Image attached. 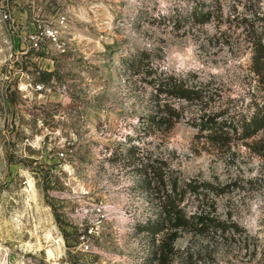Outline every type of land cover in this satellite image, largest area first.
<instances>
[{
    "label": "rangeland",
    "instance_id": "374dc122",
    "mask_svg": "<svg viewBox=\"0 0 264 264\" xmlns=\"http://www.w3.org/2000/svg\"><path fill=\"white\" fill-rule=\"evenodd\" d=\"M263 105L264 0H0V264H264Z\"/></svg>",
    "mask_w": 264,
    "mask_h": 264
},
{
    "label": "trees",
    "instance_id": "16d2710c",
    "mask_svg": "<svg viewBox=\"0 0 264 264\" xmlns=\"http://www.w3.org/2000/svg\"><path fill=\"white\" fill-rule=\"evenodd\" d=\"M164 80L173 81L172 83H169V82L163 83L164 86L170 87V91L169 92L172 95L176 94V95H179V97L184 98V97H186L185 95L187 93H191V92L185 90L182 86H178L177 87V80L172 78L171 76L165 77ZM178 81H179V83L182 84L181 80H178ZM215 124H216V122H212L210 125L212 126V125H215ZM263 125H264V105L260 109H258L257 113H255L251 117V120H250L249 124H246V127H247L246 128L247 129L246 130V133H247L246 135L248 136V135L253 134L255 131H257L259 129V127H262Z\"/></svg>",
    "mask_w": 264,
    "mask_h": 264
},
{
    "label": "built area",
    "instance_id": "2783aa9c",
    "mask_svg": "<svg viewBox=\"0 0 264 264\" xmlns=\"http://www.w3.org/2000/svg\"><path fill=\"white\" fill-rule=\"evenodd\" d=\"M39 39H40V37L37 34H35V35L30 37V42H31V47L32 48L37 49L39 47ZM54 39H56V38L54 37ZM62 51L64 52L65 49H62ZM37 87H38L37 89H41L40 86H37ZM58 156H59L60 159H63V160L66 157V155H65V153L63 151L59 152Z\"/></svg>",
    "mask_w": 264,
    "mask_h": 264
},
{
    "label": "bare ground",
    "instance_id": "6f19581e",
    "mask_svg": "<svg viewBox=\"0 0 264 264\" xmlns=\"http://www.w3.org/2000/svg\"><path fill=\"white\" fill-rule=\"evenodd\" d=\"M48 254H49V255H51V253H50V252H48Z\"/></svg>",
    "mask_w": 264,
    "mask_h": 264
}]
</instances>
